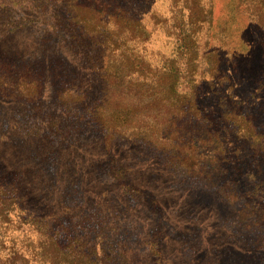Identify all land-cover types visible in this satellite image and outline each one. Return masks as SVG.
Wrapping results in <instances>:
<instances>
[{
  "label": "rangeland",
  "instance_id": "374dc122",
  "mask_svg": "<svg viewBox=\"0 0 264 264\" xmlns=\"http://www.w3.org/2000/svg\"><path fill=\"white\" fill-rule=\"evenodd\" d=\"M37 1L40 3L37 4ZM37 1L21 0V3L15 6L16 15L21 16L28 11L34 17H31L30 22H27L22 30L0 36V54L6 65L2 69L3 81H0V91H2L0 93V132L3 134L4 126L13 125L15 122H20L23 126L41 125L38 128L33 125L34 132L25 136L22 135L23 133L13 131L12 135L19 136L11 147L13 158L9 160L13 162L10 164L14 170L17 172L16 164L32 165L28 160L30 148L26 149L23 141H35L41 145L46 143L50 148L48 151L56 153L57 151L52 148L58 146L60 138L63 141L61 153L77 155V157L70 158L74 167L68 168L67 170L71 172L66 173L67 176H78L74 187L76 195L74 192L68 195L63 194L66 203L71 204L77 201L80 198L77 197L79 191L85 189V198L87 194L90 197L87 211L91 208V211L94 209V212H99L101 208L100 214L104 215L109 210L108 204H110L118 214V223L124 221L128 213L125 214L124 205L121 207H119L120 204L117 205L124 196H119V193H122L121 189L116 186V181L112 177L115 170L111 171L112 164L120 163L123 164L127 175L130 174L134 184L142 189L134 198H130V200H137L136 205L139 206L135 211L137 212L136 228L139 232L136 238L142 239L149 233L150 236L156 229L160 217L171 221L174 230L168 231L162 228L161 247L157 244L167 264H208L211 257L207 246L215 243L220 256L212 255L213 264H264V255H257V243L254 244V239H257V210L251 206L257 203L256 193H253V190H257V181L262 186L264 185V153L257 157L256 145L252 146L245 139H239L237 132L226 130L228 126L232 127L233 117L239 113L245 117L242 122L248 121L249 125L253 123L257 127V121L260 124L264 123V96L259 93L258 99L257 95V90L261 89L262 82L264 83V47H260L261 43L257 41L261 32L259 26L249 20V12L258 13V8L260 9L262 3L257 0V4H250V7L257 6L256 10L248 8V12L234 11L228 23L227 14L223 16L224 11L221 9L223 0H220V5H217L218 20L216 19L215 32L209 40L207 49L209 47L216 49L220 66L223 67L225 73L223 74L224 71L220 70L217 73L213 72L212 75L208 73L206 76H197L195 97L197 108L200 109V122L191 124L179 120V124L177 123L183 126L180 127V132L194 134V137L199 140L198 152L202 155L203 175L195 173L193 178L186 175L183 168L174 165V162L178 166L181 164L178 152L168 150L163 144L161 150L153 149L145 143L147 138L140 136L136 139L133 136L126 139L118 137L109 141L103 138L104 136L100 135L96 125L89 124L86 118L78 123L70 122V118L64 115L59 106L53 109L54 105H62L57 93L65 87L62 86L59 89L53 87L48 75L41 95L31 96L29 94L31 88L27 84L28 79L34 77L32 74L34 68L37 66L57 67L61 61L59 59L61 53L72 56L75 53V50L68 45V41L64 48L57 49L59 51L57 55L51 56L57 46L56 40H58L50 30V27L52 29L54 25L50 17L51 0ZM77 1L81 2L79 5L81 9L71 4L73 0H68L70 5L66 4V8L80 18L81 26H78V31L81 30L83 37L90 42L94 54L109 53L105 43L110 40L104 39L98 33L100 28L96 25L97 16L93 13L96 11L95 7H99L98 3L103 0ZM115 1L119 3L116 6L119 10L133 12L147 25L146 28L151 32V38L146 39L142 45L145 52L143 54L153 66H160L161 61L167 55L173 54L170 47L172 44L167 43L168 38L161 28L162 20L151 19L149 15L150 12L168 15L171 0ZM248 1L250 2V0H243L246 4L249 3ZM105 2L108 3L107 0ZM109 9L111 10V6ZM227 24L231 26L225 31L224 27H227ZM229 33L237 41L236 53L233 54L227 51V44L231 39ZM63 39L67 40L66 37ZM139 48L141 51V45ZM39 56L46 58V62L38 59ZM108 59L113 60L111 54ZM84 68V75L87 73L93 81L90 84L94 89L89 91L91 98H95L101 92L103 84H100L97 73H94L92 68L88 66ZM64 77L68 79L67 73ZM106 85V92L118 95V88H115L113 81L112 83L111 81L106 82ZM191 86L192 84L186 79L181 81L179 90L189 91ZM136 89L138 88L134 85L131 89L133 91L129 92L130 97L140 102L142 90H137L139 94L136 96L134 95ZM23 91L26 92L24 95ZM144 94L145 92L142 95ZM72 99L78 100L79 98ZM37 105L42 107L39 110L43 111L42 113L37 112L36 108L39 107ZM48 106L53 111L49 112ZM229 110L230 113L234 111L236 114H231V116L227 113ZM165 124H168L165 130L172 128L169 123ZM176 130L178 131V127ZM5 133L9 134L10 131L6 128ZM212 138L215 140H211ZM41 140L44 141L41 143ZM5 145L6 143H4L3 150H5ZM75 145L82 146L88 154L71 150L75 149ZM213 153L220 155L218 160H212ZM30 160L33 164L35 163L34 160ZM85 161H89V164ZM2 166L4 168V164ZM52 168H54L53 173L57 174L58 169H55L57 165ZM225 189L226 193H224ZM67 191L72 190L67 189ZM82 200L84 199L81 198ZM130 205L132 204H128V207ZM113 219L116 221L115 214H113ZM7 222L8 224L4 222L0 226V264H40L43 262L38 257V254L42 256L43 254L36 234L29 232L27 226L19 227L14 214L10 215ZM165 223L167 222L163 225ZM254 231L256 234L250 233ZM113 234L116 243L118 240L122 244L125 243L126 236L123 232L113 231ZM244 234L252 243L249 247L242 237ZM116 243L114 246L119 247ZM236 243H243L242 249L237 247ZM139 246L141 244H137L136 248L132 249L133 252H130L131 260H135L137 264H146L145 261L148 260L149 264H152L154 262L152 256L146 257L142 254L146 251V247ZM249 249L255 255L248 256ZM193 252L196 260L194 263V260L190 261ZM134 253L139 255L134 257Z\"/></svg>",
  "mask_w": 264,
  "mask_h": 264
},
{
  "label": "trees",
  "instance_id": "16d2710c",
  "mask_svg": "<svg viewBox=\"0 0 264 264\" xmlns=\"http://www.w3.org/2000/svg\"><path fill=\"white\" fill-rule=\"evenodd\" d=\"M73 1L71 4H75L76 8H82L79 6L81 2ZM258 1L262 3L260 9L258 8V13L249 12V20L259 26L261 32L257 41L261 43L260 47H264V0ZM50 2L52 4L50 17L54 24L50 30L59 40H56L57 46L51 56L57 55L59 52L57 49L64 48L68 41V45L75 50V53H73L74 56L66 53H61V56L59 54L61 61L57 67L37 66L34 68L32 72L34 77L29 78L27 84L32 92L29 94L31 96L41 95L48 75L53 87L57 89L65 87L57 93L62 105H54L53 109H57L59 106L64 115L66 114L70 118V122L78 123L81 119L86 118L87 122L96 125L100 135L109 141L118 137L123 139L131 136L135 139L138 136L146 137L145 143L153 149L161 150L164 145L168 150L177 151L181 164L178 162L180 164L178 166L174 162V165L183 168L186 175L193 178L195 173L203 175L202 155L198 152L199 140L194 137V134L180 132L179 129L183 126L177 125V123L179 124V120L191 124L200 122V109L197 108L195 97L197 76L201 75L200 77H202L208 73L212 75L213 72L224 71L220 66L216 49L213 47L207 49L209 40L215 32L219 11L217 5H220V0H171V9L168 11V15L150 12L151 19L162 20L161 28L168 38L167 43L171 42L172 44L170 47L173 54L167 55L164 59L162 55L163 60L160 66H153L143 54L145 52L142 45L146 39L151 38V32L146 28L147 25L133 12L119 10L116 7L119 3L115 0H107L108 3L105 0L100 1L99 7H95L96 11L93 12L97 16L96 25L100 28L98 33L104 39L110 40L105 43L109 52L105 55L101 52L99 55L94 54L90 42L83 37L81 30L78 31V26H81L80 18L66 8V4L70 5L68 0H54L53 2L51 0ZM20 3L21 0H0V36L22 30L27 22H30L31 17H34L28 11L21 16L16 15L15 6ZM39 3L37 1V4ZM250 4H257V0H250L247 4L243 0H223L221 9L224 11L223 16L227 14V23L236 10L248 12V8L257 9V6L250 7ZM91 5L93 6V4ZM37 6L41 8V6ZM229 26L231 25L227 24L224 30L227 31ZM229 35L231 39L228 41L227 51L229 54H233L236 51L237 41L232 34L229 33ZM65 37L66 41L63 39ZM110 54L113 60L108 59ZM44 56L48 55L44 54ZM33 57L35 58V56ZM2 58L0 54V81H3L1 78L2 69L6 67L5 60ZM38 59L46 62L44 57L39 56ZM84 66L92 68L94 73H97L100 84H103L101 92L95 98H91L89 90L94 89L90 84L93 81L87 73L84 75ZM66 73L68 79L64 77ZM186 79L192 84L191 89L180 91L181 81ZM108 81L114 82L115 88H118V95H114V93L111 95L110 92L105 91ZM134 85L138 88L134 90V95L139 94L136 92L137 90H142L140 102H136L130 97L129 92L133 91L131 89ZM262 88H264L263 82L261 89L257 90V95L260 93L264 96ZM144 92L145 94L142 95ZM25 93L23 91V95ZM77 97L78 100L72 99ZM40 108L42 107L39 106L36 110L42 113L43 111H39ZM53 109L50 106L47 107L49 112ZM227 113L236 114L234 111L230 113V110ZM241 114L233 117L232 127L228 126L226 130L237 132L239 139H245L252 146L256 145L257 157H259L264 153V123L260 124L257 121V127L253 123L249 125L248 121L242 122L245 117ZM257 120H259V116H257ZM165 123L172 125V128L165 130L168 125ZM33 125L36 128L41 126L40 124L23 126L20 122H15L13 125H5L3 134L0 132V141L2 142L0 144V226L4 222L8 224L10 215L14 214L19 227L27 226L29 232L36 234L43 254V256L38 254L39 260L43 261L40 264L46 262L49 264H137L129 257L132 255L130 252H133L132 249H135L137 244H141L139 247H146V251H143L142 254L146 257L152 256L154 261L152 264H167L159 246L161 247L162 242V228H166L168 231L174 230L171 221L160 217L156 229L150 236L149 233L142 239L136 238L139 232L136 228L135 216L137 212L135 211L139 206L136 205L137 200H130V198H134L142 189L134 184L130 174L127 175L123 164L113 162L114 164L111 166V171L115 170L112 177L122 192L119 193V196H124L117 205L120 204L119 207L124 205L125 214L128 213L127 218L121 223H118V214L115 208L108 204L111 202L107 203L109 210L104 215L100 214L101 208L99 212H94V209L91 211V208H88L87 211L90 197L87 194L85 198V189L79 191L77 197L80 198L77 201L75 200L71 204L66 203L63 194L68 195L70 192H74L76 195L74 187L78 176H67L66 173L71 172L67 170L68 168L74 167L70 158L77 157V155H74L75 153L62 154L63 141L60 138L58 146L52 148L57 151L56 153L49 152L50 148L46 143L41 145L35 141H23L24 147L30 148L28 160L32 165L14 163L17 166V172L14 170L10 164L13 162L9 160L13 158L11 147L19 136L12 135V133L13 131L19 132L25 136L34 132ZM6 128L10 131L9 134L5 133ZM43 141L41 140V143ZM4 143H6L5 150H3ZM74 147L75 149L71 150L88 154L82 146L75 145ZM38 148L40 150H37ZM213 156L216 157V159L211 157L214 161L218 160L220 155L213 153ZM30 159L35 163L33 164ZM85 162L89 164V161ZM56 165L55 169H58V173L54 174L52 167ZM109 170L110 166L107 171L109 172ZM67 189L72 191H67ZM226 192L225 189L224 193ZM253 193H256L257 196V203L251 205L254 210H257V239H254V244L257 243L256 251L260 256L264 255V185L262 186L257 181V190H253ZM81 198L84 200L81 201ZM128 204L132 205L128 207ZM92 206L95 207V205ZM113 214L116 216V221L113 219ZM164 222L167 223L163 225ZM113 231L125 234L124 244L119 240L116 243ZM250 233H255V231ZM242 237L248 247L251 246L252 243L247 240L246 235L244 234ZM115 243L119 247L114 246ZM236 245L242 249L243 243H236ZM207 248L211 257L208 264H213L214 257L212 255L220 256L216 249V243L209 244ZM138 255V253H134V257ZM253 255L255 254L249 249L248 256ZM192 260H194L193 263L196 261L194 252L190 258V261ZM145 262L149 264L148 260Z\"/></svg>",
  "mask_w": 264,
  "mask_h": 264
}]
</instances>
